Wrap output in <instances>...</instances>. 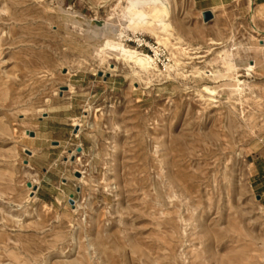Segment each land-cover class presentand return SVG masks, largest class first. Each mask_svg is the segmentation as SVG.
I'll return each instance as SVG.
<instances>
[{"label":"rangeland","instance_id":"rangeland-1","mask_svg":"<svg viewBox=\"0 0 264 264\" xmlns=\"http://www.w3.org/2000/svg\"><path fill=\"white\" fill-rule=\"evenodd\" d=\"M129 1L0 0V264H264V0Z\"/></svg>","mask_w":264,"mask_h":264},{"label":"crops","instance_id":"crops-1","mask_svg":"<svg viewBox=\"0 0 264 264\" xmlns=\"http://www.w3.org/2000/svg\"><path fill=\"white\" fill-rule=\"evenodd\" d=\"M197 10L205 11L211 8L227 5L234 0H192ZM260 4H264L261 1ZM250 187L259 197V204L264 211V139L261 141L259 151L255 154L251 163Z\"/></svg>","mask_w":264,"mask_h":264},{"label":"bare ground","instance_id":"bare-ground-1","mask_svg":"<svg viewBox=\"0 0 264 264\" xmlns=\"http://www.w3.org/2000/svg\"><path fill=\"white\" fill-rule=\"evenodd\" d=\"M251 5H252V3H251ZM143 7L151 8L152 14H154L156 16H158V14H166V5L161 0H130L128 10H136L138 8H143ZM133 15H138L140 17L146 16L144 13H142L140 11H136V13H134ZM162 25L164 26V24H162ZM252 29L255 32L260 33L264 36V32H260L254 25H252ZM185 50L186 49H184V48L182 49V51H185ZM120 51L122 53H124L125 55H127V57L132 61V63L135 64L141 70H146L151 66L150 64L152 63V60L150 59V57H148L146 55H141V54L136 53V51L127 50L124 48H120ZM215 73H216L215 71H209V75L211 77H214ZM66 90H67V88H66ZM203 91L208 95L214 94V92L212 90H210L206 87L203 88ZM74 126L77 127L79 125L74 124ZM71 156L75 157L74 152H72L69 155V157H71ZM74 159H76L75 161L78 160L77 158H74ZM33 185H35V184H33ZM33 198H34V196H33Z\"/></svg>","mask_w":264,"mask_h":264},{"label":"water","instance_id":"water-1","mask_svg":"<svg viewBox=\"0 0 264 264\" xmlns=\"http://www.w3.org/2000/svg\"><path fill=\"white\" fill-rule=\"evenodd\" d=\"M201 16H202L203 21H208V20H210L212 18V14H211V12L209 10L202 11L201 12ZM61 89H62V91L66 90L65 87H62ZM30 136H32V133H30ZM26 153L29 155L30 152L27 151ZM27 186L31 187L30 184H28ZM256 199L259 200V197L256 196Z\"/></svg>","mask_w":264,"mask_h":264},{"label":"built area","instance_id":"built-area-1","mask_svg":"<svg viewBox=\"0 0 264 264\" xmlns=\"http://www.w3.org/2000/svg\"><path fill=\"white\" fill-rule=\"evenodd\" d=\"M138 46H139V47H142V48H148V49H149V46H147V43L144 42V41L138 43Z\"/></svg>","mask_w":264,"mask_h":264}]
</instances>
